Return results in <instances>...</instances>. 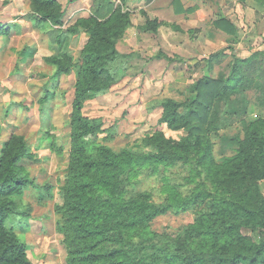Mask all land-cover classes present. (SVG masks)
Segmentation results:
<instances>
[{"label": "trees", "instance_id": "1", "mask_svg": "<svg viewBox=\"0 0 264 264\" xmlns=\"http://www.w3.org/2000/svg\"><path fill=\"white\" fill-rule=\"evenodd\" d=\"M30 1L38 27L88 35L79 61L69 52L44 57L55 67L54 76L76 72L68 120L70 159L54 205L65 264H264V117L244 122L243 136L231 137L235 153L221 162L213 155L216 127L210 121L217 99L244 92L254 71L262 77L264 64L254 65L264 59V49L246 58L235 56L228 75L199 78L188 99L162 100L159 124L184 130L181 137L157 130L144 138L148 149H115L109 142L117 136L116 127L105 126L102 117L86 115L83 108L129 69L132 54L120 51L118 43L132 25L130 0H94L91 13L70 25L60 0ZM173 1L177 11L184 9L180 0ZM217 24L233 26L226 19ZM160 25L155 18L139 27L157 31ZM6 26L0 33L7 32ZM47 98L46 93L41 102ZM56 149L62 152L63 147ZM32 157L24 135L13 133L0 141V264H34L25 235L16 231L28 223L29 209L21 211L19 200L34 184L25 165ZM177 163L191 166L189 181L195 185L189 192L166 181L167 196L156 201L150 191L137 189L142 174L154 175ZM41 189L46 199L55 197L54 186ZM191 209L197 210L195 220L177 231L152 228L160 215Z\"/></svg>", "mask_w": 264, "mask_h": 264}, {"label": "rangeland", "instance_id": "2", "mask_svg": "<svg viewBox=\"0 0 264 264\" xmlns=\"http://www.w3.org/2000/svg\"><path fill=\"white\" fill-rule=\"evenodd\" d=\"M60 1L66 11V25L89 15L94 2ZM180 2L182 11H177L173 0H130L132 25L118 43L120 51L132 54L129 69L108 92L86 101L83 108L86 115L102 117L105 126L116 127L117 136L109 142L115 149H148L144 138L157 130L181 137L184 130L159 124L162 100L172 97L184 101L199 78L228 75L235 56L246 58L264 49V0ZM32 15L30 0H0V29L7 25V32L0 33V141L13 133L22 134L33 153L25 165L34 184L19 200L21 211L29 209L28 223L26 229L16 228L22 238L26 237L30 259L34 264H65L66 251L56 230L54 205L70 159L68 120L76 72L54 76L55 67L44 57L69 52L79 61L88 35L38 27ZM155 18L161 21L157 31L140 29V24ZM221 19L233 26H219ZM262 63L264 59L257 60L254 67L259 69ZM248 81L244 92L214 102L210 121L216 127L211 137L217 162L235 153L231 137L243 136L244 122L264 117V74L261 77L254 71ZM46 93L48 98L41 102ZM59 146L62 152L56 149ZM192 174L188 164L161 167L157 174H142L137 189L150 191L156 201H162L167 196L166 181L187 193L195 185L189 181ZM45 184L54 186V198L44 197L41 185ZM261 188L264 192V181ZM196 216L194 209L169 211L158 216L152 228L177 231Z\"/></svg>", "mask_w": 264, "mask_h": 264}]
</instances>
